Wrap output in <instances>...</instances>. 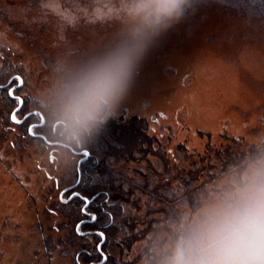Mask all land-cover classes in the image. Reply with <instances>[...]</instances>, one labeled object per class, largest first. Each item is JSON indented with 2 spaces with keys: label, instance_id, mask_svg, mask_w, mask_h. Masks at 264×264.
Wrapping results in <instances>:
<instances>
[{
  "label": "rangeland",
  "instance_id": "1",
  "mask_svg": "<svg viewBox=\"0 0 264 264\" xmlns=\"http://www.w3.org/2000/svg\"><path fill=\"white\" fill-rule=\"evenodd\" d=\"M133 3L0 0V44L25 68L32 96L60 114L61 91L76 70L132 42ZM132 115L146 120L151 133L169 137L170 149L177 143L195 154L229 142L234 148L259 147L262 152L242 171L233 170L232 182L264 163V0H194L179 23L151 38L128 93L110 116ZM149 158L158 160L151 153ZM78 162L76 155L43 148L0 118V264H79L73 229L82 226L75 225L72 205L61 204L67 197L56 188L60 172ZM228 181L222 175L197 187L202 202L189 213L229 187ZM137 192L132 196L140 199L136 213L145 218L139 219L142 227L162 213L149 215V206L158 203ZM84 239L89 246L96 243L92 235ZM172 241L162 230L155 246L166 255ZM147 244L135 241L123 249V258H134Z\"/></svg>",
  "mask_w": 264,
  "mask_h": 264
},
{
  "label": "trees",
  "instance_id": "2",
  "mask_svg": "<svg viewBox=\"0 0 264 264\" xmlns=\"http://www.w3.org/2000/svg\"><path fill=\"white\" fill-rule=\"evenodd\" d=\"M8 51L0 44V118L5 124H16L43 148L64 149L79 157L56 180V188L67 197L61 204L72 205L69 212L74 223L82 226V231L73 229L74 244L80 243L73 253L79 264H141L146 260L161 264L165 252L155 246L158 234L167 230L174 240V225L178 228L202 202L197 187L222 175H228L231 184L233 170L242 171L262 152L257 146L234 148L232 142L209 147L203 154L190 152L183 143L170 149L169 137L151 133L147 121L136 115L128 119L110 116L75 135L52 106L32 96L25 68ZM15 114L18 120L13 118ZM150 153L158 160L148 159ZM119 159L123 165L118 164ZM135 191L158 203L156 208L149 206V215L162 213L150 217L142 227L138 222L145 218L136 213L140 199L132 196ZM203 191L210 195L206 187ZM88 235L95 237L93 246L83 243ZM141 239L148 241L143 251L132 259L123 258V249Z\"/></svg>",
  "mask_w": 264,
  "mask_h": 264
},
{
  "label": "clouds",
  "instance_id": "3",
  "mask_svg": "<svg viewBox=\"0 0 264 264\" xmlns=\"http://www.w3.org/2000/svg\"><path fill=\"white\" fill-rule=\"evenodd\" d=\"M194 0H134L133 40L90 59L64 85L59 111L79 135L112 114L152 37L179 23ZM163 264H264V163L251 166L176 229Z\"/></svg>",
  "mask_w": 264,
  "mask_h": 264
},
{
  "label": "flooded vegetation",
  "instance_id": "4",
  "mask_svg": "<svg viewBox=\"0 0 264 264\" xmlns=\"http://www.w3.org/2000/svg\"><path fill=\"white\" fill-rule=\"evenodd\" d=\"M20 83H22V81H20ZM15 87H16V85H13L12 88H11V90H13Z\"/></svg>",
  "mask_w": 264,
  "mask_h": 264
},
{
  "label": "snow or ice",
  "instance_id": "5",
  "mask_svg": "<svg viewBox=\"0 0 264 264\" xmlns=\"http://www.w3.org/2000/svg\"><path fill=\"white\" fill-rule=\"evenodd\" d=\"M17 79H19V78H17ZM11 94H12V93L10 92L9 95H11Z\"/></svg>",
  "mask_w": 264,
  "mask_h": 264
}]
</instances>
